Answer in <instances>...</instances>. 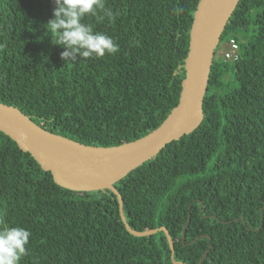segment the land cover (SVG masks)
Here are the masks:
<instances>
[{"label": "trees", "instance_id": "obj_1", "mask_svg": "<svg viewBox=\"0 0 264 264\" xmlns=\"http://www.w3.org/2000/svg\"><path fill=\"white\" fill-rule=\"evenodd\" d=\"M198 2L105 0L115 21L84 22L119 51L71 62L46 29L53 0H0V103L86 146L142 138L178 103ZM231 39L238 58L214 56L200 126L114 184L130 229L164 227L175 262L264 264V0L239 1ZM13 226L31 232L19 264H173L164 232H127L115 194L61 188L0 132V229Z\"/></svg>", "mask_w": 264, "mask_h": 264}, {"label": "water", "instance_id": "obj_2", "mask_svg": "<svg viewBox=\"0 0 264 264\" xmlns=\"http://www.w3.org/2000/svg\"><path fill=\"white\" fill-rule=\"evenodd\" d=\"M240 0H199L189 31L184 78L177 105L153 131L135 141L113 147H93L52 134L13 106L0 103V132L49 172L55 184L74 192L108 190L116 195L121 221L129 234L147 237L164 232L171 251L173 242L162 227L145 232L130 229L122 212V199L114 184L155 158L166 145L194 132L203 120V99L215 51ZM184 238V233H183ZM206 254L202 257V263Z\"/></svg>", "mask_w": 264, "mask_h": 264}, {"label": "clouds", "instance_id": "obj_3", "mask_svg": "<svg viewBox=\"0 0 264 264\" xmlns=\"http://www.w3.org/2000/svg\"><path fill=\"white\" fill-rule=\"evenodd\" d=\"M55 7L46 25L47 31L55 34L56 45L63 47L61 59L76 62L80 58L104 57L119 51L114 39L94 30L92 24L85 23L86 16L100 15V19L114 22V13L105 0H53ZM31 232L20 226L0 229V264H19L27 254Z\"/></svg>", "mask_w": 264, "mask_h": 264}, {"label": "built area", "instance_id": "obj_4", "mask_svg": "<svg viewBox=\"0 0 264 264\" xmlns=\"http://www.w3.org/2000/svg\"><path fill=\"white\" fill-rule=\"evenodd\" d=\"M222 55L224 59L228 61H233L238 58V45L234 39H231L226 43Z\"/></svg>", "mask_w": 264, "mask_h": 264}, {"label": "rangeland", "instance_id": "obj_5", "mask_svg": "<svg viewBox=\"0 0 264 264\" xmlns=\"http://www.w3.org/2000/svg\"><path fill=\"white\" fill-rule=\"evenodd\" d=\"M226 43L227 41L219 44L215 52V58H220V59L223 58L222 53H223V50L225 49Z\"/></svg>", "mask_w": 264, "mask_h": 264}]
</instances>
